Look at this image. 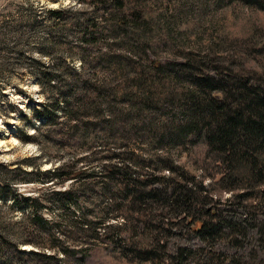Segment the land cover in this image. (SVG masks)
<instances>
[{"label": "trees", "instance_id": "16d2710c", "mask_svg": "<svg viewBox=\"0 0 264 264\" xmlns=\"http://www.w3.org/2000/svg\"><path fill=\"white\" fill-rule=\"evenodd\" d=\"M86 1L99 16L77 19L72 6L34 9L33 23L59 28L74 12L76 41L87 48L81 47L80 69L62 61L52 70L24 56L36 66L25 70L47 103L35 109L40 123L33 132L16 136L31 143L42 135L79 154L50 168L35 158L14 167L0 162L6 172L0 207L30 219L47 240L13 242L0 232V256L15 264L56 261L54 254L18 247L30 243L80 264H238L215 246L242 247L251 229L264 233V44L256 52L261 65L241 72L212 69L192 51L182 62L160 61L151 57L157 44L148 39L161 11H171L176 0H156L151 9L145 0ZM240 1L264 11V0ZM32 182L48 184L33 195L19 191V184ZM44 190L48 195H40ZM47 202L57 219L45 217ZM194 236L203 247L173 250L177 238ZM71 237L80 247L68 244ZM260 263L253 247L244 264Z\"/></svg>", "mask_w": 264, "mask_h": 264}, {"label": "rangeland", "instance_id": "374dc122", "mask_svg": "<svg viewBox=\"0 0 264 264\" xmlns=\"http://www.w3.org/2000/svg\"><path fill=\"white\" fill-rule=\"evenodd\" d=\"M144 3L151 9L156 6L157 1L145 0ZM69 6L77 10V19L85 14L99 16L98 12H93L92 6L86 0H0V80L4 81L3 89L0 90V162L10 167H14L16 162L24 158L33 160L35 158L42 168H50L60 164L61 159H69L79 154L75 149L46 142L42 135L39 138L40 142L31 143H23L16 136L20 130L33 132V124L40 123L34 115L35 109L42 108L47 103L36 80L25 70L26 65L36 66L24 56L32 55L40 59L44 65L53 68L52 70L59 69L62 61L70 63L75 69L82 67L78 57L82 53L81 47L86 46H81L76 41L74 12L67 13L60 23L61 28L33 23L34 9ZM37 19L39 23L49 22L44 17ZM48 32L54 33V41L46 40ZM263 38L264 11L252 5L242 3L240 0H232L230 3H226V0H176L171 11L166 13L161 11L158 19L154 21L152 36H149L148 41L157 44L151 52V57L160 61L182 62L186 52L192 51L212 69L224 71L232 69L234 72H241L243 69L248 70L261 65L256 52H259L257 49L264 44ZM39 46L47 53L39 55L36 52ZM106 49L108 48L103 45V51ZM108 50L112 51L111 48ZM90 69L88 67L87 71ZM62 70L64 74L67 73L65 68ZM143 129L139 127L132 131ZM47 158L53 160V165L47 163ZM185 158L183 155V161ZM24 168L31 169L29 165H25ZM0 175H6L4 169L0 168ZM47 184L41 182L19 184L22 186L19 191L33 195L39 186ZM63 188L65 187L61 189ZM40 193L48 195L45 190ZM229 196L226 194L224 198ZM47 204L51 208L44 210L45 217L57 219L54 204L52 202ZM228 207L226 205L225 209H230ZM12 215L6 206L0 207V217L3 220L1 236L13 242H18V238L39 243L47 242L42 232L33 231L34 224L30 219L21 221L18 219L19 216ZM243 215L237 213L236 217ZM73 217L74 215H71V218ZM68 244L71 247H80L79 242L73 237L68 239ZM180 246L199 248L204 244L197 236L189 239L179 237L172 243V248L176 250ZM18 247L26 251L42 250L47 254H54L57 257L56 261L52 259L48 264L81 263L78 258L66 257L58 249L49 246L38 247L30 243H18ZM253 247L257 249L260 264H264V233L259 228L251 229L244 246L219 243L215 246V251L226 253L231 260H238V264H244L248 262ZM203 254L208 256L207 251ZM5 261H8L6 264H15L16 259L0 256V264H5Z\"/></svg>", "mask_w": 264, "mask_h": 264}]
</instances>
